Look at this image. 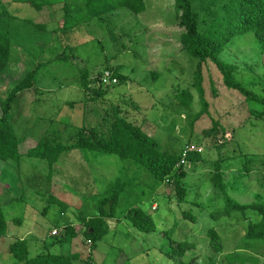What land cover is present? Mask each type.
I'll return each mask as SVG.
<instances>
[{"label": "rangeland", "instance_id": "rangeland-1", "mask_svg": "<svg viewBox=\"0 0 264 264\" xmlns=\"http://www.w3.org/2000/svg\"><path fill=\"white\" fill-rule=\"evenodd\" d=\"M2 1L7 6L12 2ZM191 1L207 27L208 12L216 13L224 3ZM145 3L143 14L118 11L103 21L81 24L67 39L60 33L62 6L38 13L29 5H12L17 20L11 25V60L0 76V97L6 99L30 72L39 73L38 83L20 95L11 113L23 140L22 163L0 162V206L8 225L7 236L0 239V264H17L9 248L22 239L28 242L30 258L72 253L80 256L74 264H264V245L246 239L258 216L249 212L217 219L226 202L212 183L221 159L233 200L264 201V120L256 117L263 105L229 90L222 73L208 63L203 66V88L210 107L203 114L195 87L198 62L182 50L183 29L174 1ZM220 59L236 68L239 83L264 99V53L254 34L235 37ZM85 69L92 88L108 90L104 98L95 99L82 88ZM185 91L194 97L188 108L179 99ZM117 110L157 140L161 150L183 155L194 148L200 154L199 161L182 164L183 202L173 183H159L143 166L117 156L72 150L53 170L45 161L27 158L44 139L80 145L93 128L105 129ZM214 122L226 131L222 140L218 128L222 146L206 138ZM123 184L116 217L108 221L111 231L94 249L81 220L100 216L99 202ZM133 209L152 218L153 233L133 227L128 220ZM64 225L75 230L71 244L58 239ZM211 230L221 238V252L211 243ZM183 245L188 251L179 258Z\"/></svg>", "mask_w": 264, "mask_h": 264}, {"label": "trees", "instance_id": "trees-1", "mask_svg": "<svg viewBox=\"0 0 264 264\" xmlns=\"http://www.w3.org/2000/svg\"><path fill=\"white\" fill-rule=\"evenodd\" d=\"M173 1L180 20L179 26L183 29L180 41L182 50L198 62L195 87L203 104V114H208L210 107L203 88V66L211 63L222 73L224 84L229 90L239 92L249 102L255 101L257 104L263 105V112L256 111V117L264 120V99L252 94L239 83L234 78L236 68L225 64L220 59V55L231 45L235 37L250 34L256 36L264 53V0H224L223 6L216 13L208 12L211 16L208 27L206 19L203 22L199 21V16L195 14L191 0ZM15 4L29 5L38 13L44 10H50L53 13L57 7L62 6L64 15L60 33L63 39L69 38L70 34L75 33L81 24L93 20L103 21L105 16L112 13L126 10L133 15H140L146 10L145 0H12L9 6L0 0V76L5 72L11 60V25L17 18L12 15L10 9ZM72 10L77 12L76 16L72 15L74 13ZM69 49L70 47L67 48V50ZM38 73L39 69L30 72L6 99L0 97V162L2 163L16 162L19 165L22 163L24 155L20 148L23 140L18 137L16 123L11 118V113L15 103L20 99V95L32 90L38 83ZM113 75L115 78L123 80L122 76L115 73ZM81 86L86 93L91 94L95 99L104 98L108 94L107 89L91 87L89 71L86 69L82 75ZM179 99L182 106L188 108L193 104L194 97L190 91H185L181 93ZM213 126L206 133V138L212 139L214 146H218V141L221 142L220 145L222 146L224 143L222 140L226 138V131L217 122H214ZM218 128L223 133L222 140L217 138L219 135ZM88 135L87 140L76 146H66L50 139H44L35 148L28 151L27 158L45 161L53 170L61 158L72 150L117 156L121 160H131L143 166L159 183H173L180 201H184L186 192L180 183L186 177L181 164L182 155L161 150L157 140L121 116L119 110L115 111L114 119L105 129L93 128ZM199 159H201L200 154L192 152L188 154L186 160L187 162H197ZM223 178V165L220 159L216 163V174L212 178V183L214 188L223 194L226 207L215 215L216 218H232L235 214L246 217L249 212L256 214L259 220L250 223L246 239L261 242L264 245V201L261 200V197L249 204H242L233 200L228 195ZM118 183L120 184V181ZM123 188L124 184L112 196L99 202L100 216L81 220V223L86 227L87 242L91 243L90 246L94 245V249L96 244L103 241L111 231L108 221L116 217L117 205ZM110 201H114V204L111 213L107 214L105 207ZM128 220L131 221L136 230L144 234H151L156 230L155 222L141 210H131L128 214ZM7 232V221L3 208L0 206V239L5 238ZM209 237L212 239L211 243L214 249L221 252L222 242L217 232L211 230ZM75 238V230L69 226L62 230L58 239L62 244L67 245L71 244ZM187 251V245L181 246L177 253L179 258H183ZM9 253L14 257L17 264H74L76 260L80 259L79 255L72 253L61 255L48 253L30 258L26 240H19L12 244ZM173 254L176 255V252Z\"/></svg>", "mask_w": 264, "mask_h": 264}, {"label": "built area", "instance_id": "built-area-1", "mask_svg": "<svg viewBox=\"0 0 264 264\" xmlns=\"http://www.w3.org/2000/svg\"><path fill=\"white\" fill-rule=\"evenodd\" d=\"M192 152H194V148H187V151H185L184 154L182 155L183 161L181 162V164L185 163V160L187 159L188 154L192 153ZM89 244H91V243L89 242Z\"/></svg>", "mask_w": 264, "mask_h": 264}, {"label": "water", "instance_id": "water-1", "mask_svg": "<svg viewBox=\"0 0 264 264\" xmlns=\"http://www.w3.org/2000/svg\"><path fill=\"white\" fill-rule=\"evenodd\" d=\"M113 204H114V201H110V203L105 207L107 214L111 213V209H112Z\"/></svg>", "mask_w": 264, "mask_h": 264}, {"label": "crops", "instance_id": "crops-1", "mask_svg": "<svg viewBox=\"0 0 264 264\" xmlns=\"http://www.w3.org/2000/svg\"><path fill=\"white\" fill-rule=\"evenodd\" d=\"M64 227H66V225H64L62 228H64ZM60 229V228H59ZM61 230V229H60ZM51 237V236H50ZM22 240H24V239H22ZM45 243H50V246L52 245L51 243H52V241H45ZM54 248V247H53ZM51 254H54V255H56V253H54V252H51Z\"/></svg>", "mask_w": 264, "mask_h": 264}]
</instances>
